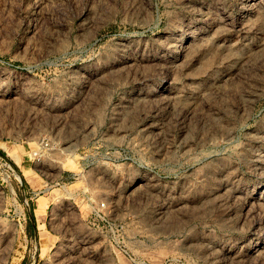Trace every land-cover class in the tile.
<instances>
[{
  "label": "rangeland",
  "instance_id": "1",
  "mask_svg": "<svg viewBox=\"0 0 264 264\" xmlns=\"http://www.w3.org/2000/svg\"><path fill=\"white\" fill-rule=\"evenodd\" d=\"M0 264H264V0H0Z\"/></svg>",
  "mask_w": 264,
  "mask_h": 264
},
{
  "label": "built area",
  "instance_id": "2",
  "mask_svg": "<svg viewBox=\"0 0 264 264\" xmlns=\"http://www.w3.org/2000/svg\"><path fill=\"white\" fill-rule=\"evenodd\" d=\"M43 144V146H47L48 145V142L46 141V142H42ZM26 202L28 203V201L26 200ZM105 206H106V204H105V202H98L97 204H96V209H98V210H102V209H104L105 208Z\"/></svg>",
  "mask_w": 264,
  "mask_h": 264
},
{
  "label": "trees",
  "instance_id": "3",
  "mask_svg": "<svg viewBox=\"0 0 264 264\" xmlns=\"http://www.w3.org/2000/svg\"><path fill=\"white\" fill-rule=\"evenodd\" d=\"M33 217H34L33 214H30V219H31V218L33 219Z\"/></svg>",
  "mask_w": 264,
  "mask_h": 264
},
{
  "label": "crops",
  "instance_id": "4",
  "mask_svg": "<svg viewBox=\"0 0 264 264\" xmlns=\"http://www.w3.org/2000/svg\"><path fill=\"white\" fill-rule=\"evenodd\" d=\"M29 217H30V215H29Z\"/></svg>",
  "mask_w": 264,
  "mask_h": 264
}]
</instances>
